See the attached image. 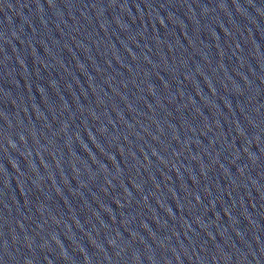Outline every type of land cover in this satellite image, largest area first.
<instances>
[{"label": "water", "instance_id": "1", "mask_svg": "<svg viewBox=\"0 0 264 264\" xmlns=\"http://www.w3.org/2000/svg\"><path fill=\"white\" fill-rule=\"evenodd\" d=\"M0 264H264V0H0Z\"/></svg>", "mask_w": 264, "mask_h": 264}]
</instances>
